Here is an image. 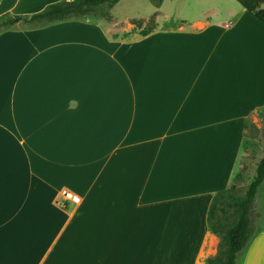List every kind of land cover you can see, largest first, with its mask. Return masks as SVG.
I'll return each instance as SVG.
<instances>
[{
	"label": "crops",
	"instance_id": "crops-1",
	"mask_svg": "<svg viewBox=\"0 0 264 264\" xmlns=\"http://www.w3.org/2000/svg\"><path fill=\"white\" fill-rule=\"evenodd\" d=\"M61 1L2 0L0 18ZM208 1L131 45L111 12L0 32V264H156L176 231L186 264L216 257L212 199L264 157V24ZM257 205L238 264H264Z\"/></svg>",
	"mask_w": 264,
	"mask_h": 264
},
{
	"label": "trees",
	"instance_id": "trees-1",
	"mask_svg": "<svg viewBox=\"0 0 264 264\" xmlns=\"http://www.w3.org/2000/svg\"><path fill=\"white\" fill-rule=\"evenodd\" d=\"M121 0H64L47 6L42 12L31 17L0 18V32L16 25L19 21L27 24H54L67 20H78L90 16L97 17L104 8H113ZM160 8L164 0H149ZM242 8L252 13L264 24V0H235ZM110 18V15H106ZM152 26L143 35L151 32L155 26V19H151ZM264 183V157L258 162L256 175L247 186L243 195L238 194L237 184L219 191L213 197L207 214L209 230L220 238L218 253L206 264H238V254L242 252L254 236V206L259 188Z\"/></svg>",
	"mask_w": 264,
	"mask_h": 264
},
{
	"label": "rangeland",
	"instance_id": "rangeland-1",
	"mask_svg": "<svg viewBox=\"0 0 264 264\" xmlns=\"http://www.w3.org/2000/svg\"><path fill=\"white\" fill-rule=\"evenodd\" d=\"M220 2H224L223 0H217ZM233 3L236 7L240 8L241 6L235 1V0H225ZM210 1L206 0H165L163 5L161 6L160 12H158L157 16H155L156 12L158 11V8L151 3L149 0H121L118 5H116L112 11L108 7L102 8L97 17L90 16V18H94L96 20H99L101 18H106V15H109L111 12V15L115 18V23L117 26L116 28H112V33L110 37L112 38V41L116 40L114 36H118L119 41H128L127 45H131L137 41V38L132 35H128V38L125 37V32L127 34H130V30L133 29L134 31L143 30L147 31L151 28L152 22L151 19L157 20L159 23V33L161 32H175L180 25L183 23L182 20L186 21V14L187 16H195L198 14L200 7H203L202 5H209ZM226 5H222L220 8L223 12L222 14H225ZM192 18V17H190ZM24 25V24H23ZM101 26L104 28H107L110 25L101 23ZM134 25L135 27L131 26ZM25 26V25H24ZM28 26V25H27ZM186 31V23L181 26ZM172 36V35H171ZM183 36V34L179 35ZM167 39V38H166ZM166 39H159L165 41ZM171 40L174 39V43L176 45L181 44V38H170ZM183 43V42H182ZM125 44V43H124ZM255 176H251L249 179L250 181H247L248 184H250ZM237 184L239 186L238 194L243 195L244 191L247 188V184L245 183L242 186V182L239 180L237 181ZM264 192V186L261 188L259 195L257 196L256 202L259 199V196L262 195ZM255 202V205H256ZM262 207L259 205L254 206V213H253V220L255 221H262V219L259 218L260 212ZM264 212V211H263ZM166 247L159 246V254L160 262L156 264H186V231H176V239L174 246H168L169 248V258H163L162 254H167L166 251H163V249H166ZM154 264V263H153Z\"/></svg>",
	"mask_w": 264,
	"mask_h": 264
},
{
	"label": "built area",
	"instance_id": "built-area-1",
	"mask_svg": "<svg viewBox=\"0 0 264 264\" xmlns=\"http://www.w3.org/2000/svg\"><path fill=\"white\" fill-rule=\"evenodd\" d=\"M2 0H0V4H1ZM63 198L65 201L67 202H71L74 204H78L80 203V197H78L77 195L73 194L72 192H64L63 193Z\"/></svg>",
	"mask_w": 264,
	"mask_h": 264
}]
</instances>
